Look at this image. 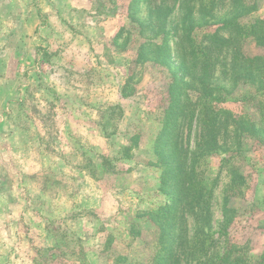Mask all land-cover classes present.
I'll use <instances>...</instances> for the list:
<instances>
[{
  "label": "rangeland",
  "instance_id": "1",
  "mask_svg": "<svg viewBox=\"0 0 264 264\" xmlns=\"http://www.w3.org/2000/svg\"><path fill=\"white\" fill-rule=\"evenodd\" d=\"M166 1L165 29L199 3ZM254 1L240 23L264 19ZM159 2L0 0V264H264V141L232 120L264 124V91L232 86L223 56L211 84L229 95L213 105L229 116L204 150L210 120L179 77V31L150 30Z\"/></svg>",
  "mask_w": 264,
  "mask_h": 264
},
{
  "label": "trees",
  "instance_id": "2",
  "mask_svg": "<svg viewBox=\"0 0 264 264\" xmlns=\"http://www.w3.org/2000/svg\"><path fill=\"white\" fill-rule=\"evenodd\" d=\"M177 1L180 6L184 3L185 9L188 7L191 0H172ZM198 9L193 13L191 8H187L182 18L178 23L180 27H177V23L171 28L166 27V22L170 18L171 9L166 5V0H160L153 9L149 10V16L154 14L157 19L151 25L153 34L163 36L166 39V35L171 31L176 33L182 41V48L179 50L177 71L179 77H189V85H194V89L198 95V101L201 103L199 108V115H204L210 120L209 128L206 133L208 138L202 144V147L206 151H213L216 145V132L218 126L223 125V122L216 120V116L225 114L222 109H217L213 103H220L226 99L225 95H229V90L223 84H211V79L214 78V71L216 70L215 64L217 62L222 65L224 61H221L223 56H229L228 66L224 67L222 72L225 76H228L231 85H235L239 80H243V83L249 82L256 86L258 91H264V53L255 55L252 57L242 55L238 48V38L243 36H249L254 39L255 42L264 48V19L254 18L247 22L240 23L238 18L242 16L250 15L257 9V4L254 0L251 3H247L245 0H198ZM188 3V4H187ZM221 5L220 8L217 5ZM174 7V6H173ZM219 9L223 10L222 18L219 17ZM220 23L213 31L205 32L201 39L196 40L192 32L195 28L203 25ZM224 26H230L232 30L236 32L233 35L223 36L219 29ZM238 28V30L236 29ZM154 36V37H155ZM185 40V41H183ZM154 49L162 51L164 53L163 58L159 61L169 60L170 53L166 51L165 41L162 43L156 41L153 43ZM141 54V51L139 52ZM167 58V59H166ZM229 74L227 75V72ZM175 87V86H174ZM171 87V94L174 90ZM225 96V97H224ZM170 105V111H171ZM184 103L179 105V112H183ZM222 112V113H221ZM170 113V112H169ZM227 118V117H226ZM235 121V130L247 131L256 136L260 141H264V124L262 120L249 121L247 117H240ZM225 122V120H224ZM215 123V124H214ZM129 146L124 145L122 147L121 154L127 158V150ZM168 157V156H167ZM164 156L163 161L167 158ZM168 161V160H166ZM112 170L114 166L110 167ZM224 256V255H223ZM223 256L219 258V261L223 260Z\"/></svg>",
  "mask_w": 264,
  "mask_h": 264
}]
</instances>
